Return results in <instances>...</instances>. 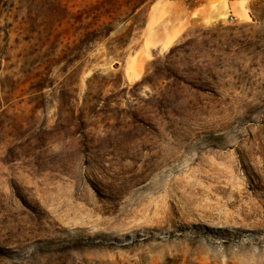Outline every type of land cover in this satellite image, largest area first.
<instances>
[{
  "label": "rangeland",
  "instance_id": "1",
  "mask_svg": "<svg viewBox=\"0 0 264 264\" xmlns=\"http://www.w3.org/2000/svg\"><path fill=\"white\" fill-rule=\"evenodd\" d=\"M0 264H264V0H0Z\"/></svg>",
  "mask_w": 264,
  "mask_h": 264
},
{
  "label": "crops",
  "instance_id": "2",
  "mask_svg": "<svg viewBox=\"0 0 264 264\" xmlns=\"http://www.w3.org/2000/svg\"><path fill=\"white\" fill-rule=\"evenodd\" d=\"M164 7V8H163ZM162 9L169 11L171 10L173 15L171 17V20L173 22L172 28L173 33L175 35H179L184 30V21L187 18V15H194L199 9H186L185 6L182 3H166V1H161L157 6V11H161ZM164 31H159V38L158 39H165L162 38L163 35H165Z\"/></svg>",
  "mask_w": 264,
  "mask_h": 264
},
{
  "label": "built area",
  "instance_id": "3",
  "mask_svg": "<svg viewBox=\"0 0 264 264\" xmlns=\"http://www.w3.org/2000/svg\"><path fill=\"white\" fill-rule=\"evenodd\" d=\"M231 19L234 20V17L232 16Z\"/></svg>",
  "mask_w": 264,
  "mask_h": 264
},
{
  "label": "bare ground",
  "instance_id": "4",
  "mask_svg": "<svg viewBox=\"0 0 264 264\" xmlns=\"http://www.w3.org/2000/svg\"><path fill=\"white\" fill-rule=\"evenodd\" d=\"M134 76H136V75H134Z\"/></svg>",
  "mask_w": 264,
  "mask_h": 264
}]
</instances>
